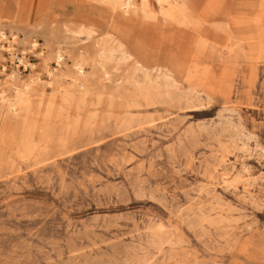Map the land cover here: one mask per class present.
<instances>
[{
    "label": "rangeland",
    "instance_id": "obj_1",
    "mask_svg": "<svg viewBox=\"0 0 264 264\" xmlns=\"http://www.w3.org/2000/svg\"><path fill=\"white\" fill-rule=\"evenodd\" d=\"M126 1L0 0V264H264V0H226L243 42L185 30L182 60L148 0L146 62L108 35L144 28Z\"/></svg>",
    "mask_w": 264,
    "mask_h": 264
},
{
    "label": "bare ground",
    "instance_id": "obj_2",
    "mask_svg": "<svg viewBox=\"0 0 264 264\" xmlns=\"http://www.w3.org/2000/svg\"><path fill=\"white\" fill-rule=\"evenodd\" d=\"M129 1L131 0H128V2ZM135 1L136 0H133V2ZM140 1H141L140 10L142 14L144 15V19L146 21V23L144 24V28H142L140 24H135L130 27L128 25H125L119 22L118 19H116L115 17L112 18L111 21L107 23V27L111 31V33H108L111 41L115 42V44L118 47L125 50V52L129 56L131 57L135 56V58H138V60H141L139 58L143 57L140 54V51H141L140 46H143V43H142L143 36H144L143 30L145 31L147 25L153 22V15H156V13H154V11L151 10V5L148 0H140ZM225 1L226 0H156L157 4L159 5V10H160L158 13V16L161 18L162 22L164 23L166 27L171 28V30L175 31L174 33H171V35L164 36V39H163L165 43H168L169 45L172 46L171 53L161 54L159 57H161L162 55H166V56L168 55L169 58L177 57L181 60L182 58L187 57V55L184 53V50H183L184 48L183 47L184 45L183 33L185 32V30H188L189 32L193 33L192 34L193 36L192 46L196 47L198 51L199 50L200 51H205V50L211 51L212 50L213 52L217 47H219V50L221 52L220 54L224 53L225 48L227 47V40L224 37H222L223 34L222 36L218 35V37H220L218 38V41L216 40L210 43L208 41L203 40L201 34L210 33L209 35L211 37H214L216 32L221 34V30L225 28L228 29L229 32H231L234 39H236L237 41L240 40L241 42H243L241 38L239 37V35L236 34L235 32L236 29L235 27H233V24L228 23L227 21V19L228 20L230 19L227 18ZM123 6L129 7L130 4H124V5L120 4V5H117L116 7L121 8ZM123 18L124 17H122V19ZM60 29L62 30V32H65L64 27L60 26ZM76 29L77 30L73 32L69 31L68 35H70L71 38H76L77 35H81L82 33H86V35L88 36H91L92 34H94V30L88 25H80V26H77ZM51 30H54V28L50 29L49 31ZM0 36L2 38H6L5 35H0ZM7 51L9 53L10 52L12 53L13 49L10 48ZM72 56H75V60H76L75 64L72 67L69 68L67 67L66 64L65 65L63 64L67 72L60 71L59 73L55 72L53 74H49L51 78L54 79V83L56 85H58L59 80L62 77L74 78L75 76H80L82 74V68H81L82 54L74 53V50H73ZM189 57L197 58L198 56L194 55V56H189ZM142 61L146 62L147 60L145 61L141 60L140 62ZM20 62L24 65L25 64L24 58H22ZM84 62L85 61H83V63ZM156 67L158 69L157 72L162 76V79H163L168 72L167 65L166 64L164 65L162 63L160 64L157 63ZM176 72L179 74L177 70ZM140 73L142 74V72ZM144 77H147V75ZM13 78L16 79L17 75L14 74ZM163 81L168 88H172L176 86L175 84H173L172 82H168L167 80H163ZM184 81L189 86L193 83L195 84L196 82H198L196 79H186ZM14 82H16V80H14ZM30 82L31 84H35L36 79L30 80ZM144 84H146V81L144 82ZM202 87L205 91H211L208 87L204 85ZM14 90H15V94L20 97V96H23V94L25 93L26 87L23 89L15 88ZM190 90L192 92L195 91L194 88ZM138 93H140L139 90H138ZM7 108L11 113L16 111L15 108H12L9 105L7 106Z\"/></svg>",
    "mask_w": 264,
    "mask_h": 264
},
{
    "label": "built area",
    "instance_id": "obj_3",
    "mask_svg": "<svg viewBox=\"0 0 264 264\" xmlns=\"http://www.w3.org/2000/svg\"><path fill=\"white\" fill-rule=\"evenodd\" d=\"M14 52H15L14 50L12 51V53L10 52L11 55H13ZM17 55H18V54H17ZM22 56H23V55H22ZM22 58H24V57H22ZM22 58H21V59H22ZM21 59H20V60H21ZM20 60H19V63H21ZM24 60H25V59H24Z\"/></svg>",
    "mask_w": 264,
    "mask_h": 264
}]
</instances>
